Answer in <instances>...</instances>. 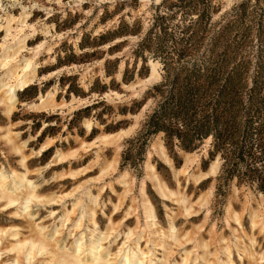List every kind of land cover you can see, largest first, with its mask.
I'll list each match as a JSON object with an SVG mask.
<instances>
[{
    "label": "rangeland",
    "instance_id": "1",
    "mask_svg": "<svg viewBox=\"0 0 264 264\" xmlns=\"http://www.w3.org/2000/svg\"><path fill=\"white\" fill-rule=\"evenodd\" d=\"M1 4L0 16L8 13L19 17L21 5L31 15L28 24L38 31L45 26L54 29L48 36L31 37L21 53L29 57V49L44 41L46 48L50 47V51L37 55L34 80L17 92L12 120L17 125L14 133L18 142L28 145V154L33 153L30 171L49 170L56 151H74L86 133L90 135L88 142H95L87 151L78 150L76 159L67 160L73 163V171L90 168L67 178L60 187L48 189L56 186L52 172L44 180L31 176L39 188H46L42 193H68L83 184L74 193V197H83V189L91 185L93 195L100 194L96 215L101 230L108 224L103 213L110 216L118 212L117 223L128 210L127 226H137L136 232L145 230L147 240L152 237L144 226L141 209L140 189L144 187L158 224L166 229L169 214L176 229L191 237L180 246H171L173 254L168 264L180 262L184 251L190 252L191 260L200 256L204 249L197 246L198 240L208 242L207 249L215 253L214 260H224L220 237L228 241L235 264H241L233 246L234 230L241 233L226 212L231 205L229 213L240 215L242 230L248 234H252V210L257 211L260 221L264 219V185L260 188L259 181L249 177L247 159L240 158L250 149L259 156L246 137L264 130V0H2ZM3 36L0 33V43ZM149 63L156 66L157 78L149 79ZM211 76L215 79L210 92L196 90V86L190 89L197 82L211 80ZM51 91L56 108H29L30 103L39 102V97L45 98ZM184 95L189 102L177 110L174 104L178 105ZM214 104L219 117L230 123L228 133L236 143L229 142L219 149L212 132L197 139L193 135L198 134L187 129L192 136L190 142L176 138L177 125L182 120H191L195 111V119L211 116ZM3 110L0 105V127L6 125ZM86 121L92 124L90 132L84 127ZM121 131L126 133L115 144L98 141L101 135ZM48 140H53V145L40 152ZM158 146L164 148L170 166L159 154ZM216 159L215 172L207 174ZM114 160V171L93 183L101 166ZM146 164L152 165L163 184L177 195L161 198ZM67 167L66 164L64 169ZM12 168L21 171L17 158L5 149L0 151V170L11 176ZM180 169L185 173L176 175ZM192 175L202 177L194 180ZM125 182L129 192L124 191ZM108 183L113 191L104 186ZM99 188L103 191L98 192ZM116 195L124 199L114 211ZM205 197L206 203L202 200ZM73 200H66L68 209ZM49 210H55L54 216L49 215ZM4 211L0 210V224L6 226L10 215ZM32 212L36 223L51 233L58 225L61 207L39 206ZM256 229L254 249L262 253L264 235ZM125 230L123 225L116 231L120 235ZM61 238L62 243L67 242L66 235ZM112 240L117 242L111 245L114 253L123 234ZM242 240L248 244L244 237ZM6 243L2 240L0 245V260L4 261L11 258L6 254ZM142 248L151 249V245L143 242Z\"/></svg>",
    "mask_w": 264,
    "mask_h": 264
},
{
    "label": "bare ground",
    "instance_id": "2",
    "mask_svg": "<svg viewBox=\"0 0 264 264\" xmlns=\"http://www.w3.org/2000/svg\"><path fill=\"white\" fill-rule=\"evenodd\" d=\"M11 1L16 2L18 0ZM1 3L2 0H0V9L2 8ZM20 8L22 11L19 17L8 13L0 16V33H4L2 42L0 43V71H2V75L0 76V105L4 109L2 113L6 121V125L0 127V151L5 149L7 153H11L12 157H16L21 169V171H17L12 168L11 176H8L9 174L7 175L4 171L0 170V210H5L4 212L10 215L9 225L3 226L0 224V245L2 240H6V248L4 246L6 254L8 256L11 254V258H8L6 261L0 260V264H168L173 254L171 246H180L187 241H191V237L188 233L182 234L176 229L173 223V217L169 214L166 216L168 219L166 229L158 224L154 207L149 201L144 187L140 189L141 209L144 226L148 229L152 237V239L149 238L147 240L145 239V230L136 232L137 226L135 228L127 226L129 225V220L126 217L130 214L128 210L124 213L122 220L117 223L115 218L118 212L112 213L110 216L103 213L107 217L108 224L104 230H101L96 215L97 201L100 194L94 196L91 185L83 189V197H74V193L83 184L68 193L59 192L58 194L51 193L46 195L42 193L46 188H39V185L32 181L31 176L44 180L48 173L52 172V179L56 186H49L48 189H51L53 187H60L67 178L76 177L81 173H85L90 166L80 171H73L71 168L73 163L67 160L70 158L76 159L79 156L78 150L83 152L87 151V149L95 145V142L90 144L88 142L90 135L86 133L77 144L79 148L67 154L62 149L56 151L52 160L53 165L49 167V170L30 171L29 168L32 164L33 153L28 154V145H23V143L18 142V136L14 133L17 125L13 124L12 120L16 113L18 101L17 92L23 91L34 80L38 68L36 62L37 55L46 49L50 51V47L46 48V42L44 41L37 44L34 48L29 49L27 53L29 57L21 55V53L27 48V43L31 37L37 36L38 34L43 37L48 36L54 29L49 30V27L45 26L43 30L38 31L34 25L28 24L27 20L31 15L24 6L20 5ZM157 77L158 72L156 66L151 63L149 79ZM54 96V91L48 92L45 98L39 97V102L30 103L28 106L33 110L54 109L57 107L53 102L55 100ZM84 127L87 132H90L92 124L86 121ZM125 133V131H121L114 135L104 134L98 137V141L101 144L108 145L120 140L121 136ZM53 143V140H48L41 147L40 152L49 149ZM70 145L67 142V146L69 147ZM157 150L164 162L170 166L171 161L166 158L164 148L158 146ZM79 160L82 161L81 158ZM217 163L218 161L216 159L207 174H213L215 172ZM66 164L68 167L64 169ZM115 164L116 161L114 160L102 165L103 167L101 166V169H99L100 173L98 177L92 179L93 183L100 182L113 172ZM146 167L149 168L152 182L161 198L166 199L167 197L177 195L163 184L152 165L146 164ZM58 170L61 171L58 172ZM177 172L175 173L176 175L180 173L184 174L185 169H180ZM202 176H206V174ZM202 176L192 175V178L199 180ZM104 186L109 188L110 191L114 189L111 183ZM123 186L125 192L130 191L126 182ZM100 190L101 192L103 191L102 188H99L98 192ZM116 196L118 201L116 206H113L114 211L120 208L123 202L122 200L124 199L122 195ZM70 197L74 198V200L69 203L70 209H68L65 203ZM202 200L205 203L207 202L206 197ZM178 201L183 202L182 198H179ZM39 206L61 207L58 225L54 227L51 233L47 230V227L36 223L32 208ZM186 208L184 207L185 210ZM230 208L231 205L228 206L227 216L236 222L241 233L239 235L235 230L234 233L232 232L235 238L233 246L239 262L241 264H263L264 250L262 253L255 251L254 247L257 242L253 231L258 228L256 230H259V233L264 235V219L260 221L257 211L255 209L252 210L249 214L252 234H248L242 230L240 215L235 212L229 213ZM54 211L49 210V215L54 216ZM137 222L138 219H136ZM68 224H70L69 227ZM123 225L126 228L125 231H120V235L123 234V241L113 253L111 245H116L117 242L116 240H112V238L116 239L120 236L116 230ZM84 227L85 230L82 232ZM63 235L67 236V242L73 239L69 246L67 242L62 243L61 237ZM242 237L248 241V244L243 243ZM218 241L219 244H223L219 245V249L224 260H214L215 253L212 254L207 249L208 242L205 243L203 240H198L197 246L200 249H204L200 256L191 260L190 252L184 251L180 257V262L173 264H235L232 252L227 244L228 241L224 237H220ZM143 242L146 244L149 243L151 249L142 248ZM197 259H200V262H196Z\"/></svg>",
    "mask_w": 264,
    "mask_h": 264
},
{
    "label": "trees",
    "instance_id": "3",
    "mask_svg": "<svg viewBox=\"0 0 264 264\" xmlns=\"http://www.w3.org/2000/svg\"><path fill=\"white\" fill-rule=\"evenodd\" d=\"M207 78V76H205ZM214 77L211 76V80H204L202 82H197L196 85L192 86L190 89H195L199 90L201 88L205 89L204 92H210L211 86L214 84ZM196 86V87H195ZM189 89V90H190ZM186 95V93H185ZM184 95V99L182 101H178V105L174 104L176 109L178 110L179 106L184 105L186 102H189L188 100L186 101ZM184 101V102H183ZM217 105L214 104L213 105V112L214 114L211 116H206L203 118V116H200V119H195V115H196V111L194 115H191V120L187 121V120H182L177 126L182 130V131H178L179 128H177L176 130V138L182 140L183 142L187 143L190 142L192 140V138L190 139V135H188L186 132L187 130H190V133L193 134H198V135H193V138L196 137L197 139L203 136H206L207 134H209V132L213 133V137L215 138V142H216V147H219V149L222 148V146H224L225 144H228L229 142H231L232 144H234L233 142H235V138L232 134L228 133V130L231 128V126L229 127V122H224L219 115L215 112ZM187 109V110H186ZM186 112L188 113V107L186 108ZM181 115H182V111H181ZM184 115V119H187V116L185 115V113H183ZM254 136V138L252 137ZM248 135L246 137L250 138L251 143H253V145L251 146V148H253V150L255 151L256 154H258L259 156H255V154L251 151V149L249 151H245L242 152V156L244 154L245 157H240L241 159H247L246 164H247V169L249 172V177H252L254 179H256L257 181H259V185L260 188L263 187L264 185V178L262 177V175H264V130L262 132H258V133H254V135L252 134ZM184 143V144H185ZM236 143V142H235ZM263 156V158H262ZM238 157V158H239ZM263 166H259L257 167V164H261ZM263 191V189L261 190Z\"/></svg>",
    "mask_w": 264,
    "mask_h": 264
}]
</instances>
